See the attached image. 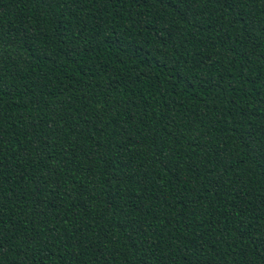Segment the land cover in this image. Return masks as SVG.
Returning a JSON list of instances; mask_svg holds the SVG:
<instances>
[{"label": "trees", "instance_id": "obj_1", "mask_svg": "<svg viewBox=\"0 0 264 264\" xmlns=\"http://www.w3.org/2000/svg\"><path fill=\"white\" fill-rule=\"evenodd\" d=\"M0 264H264V0H0Z\"/></svg>", "mask_w": 264, "mask_h": 264}]
</instances>
